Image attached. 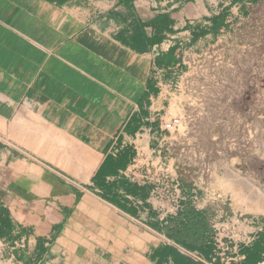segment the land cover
<instances>
[{
	"label": "crops",
	"instance_id": "1",
	"mask_svg": "<svg viewBox=\"0 0 264 264\" xmlns=\"http://www.w3.org/2000/svg\"><path fill=\"white\" fill-rule=\"evenodd\" d=\"M261 1L0 0V264H264L260 195L186 163Z\"/></svg>",
	"mask_w": 264,
	"mask_h": 264
},
{
	"label": "rangeland",
	"instance_id": "2",
	"mask_svg": "<svg viewBox=\"0 0 264 264\" xmlns=\"http://www.w3.org/2000/svg\"><path fill=\"white\" fill-rule=\"evenodd\" d=\"M234 40L236 44L223 42L209 54L204 71L222 75V90L214 93L213 121L189 130L186 163L197 164L208 180L214 174L225 175L234 189L260 195L264 213V0L253 8ZM209 137L218 140L211 146ZM235 141L237 146L232 145ZM211 148L226 153L201 155Z\"/></svg>",
	"mask_w": 264,
	"mask_h": 264
},
{
	"label": "built area",
	"instance_id": "3",
	"mask_svg": "<svg viewBox=\"0 0 264 264\" xmlns=\"http://www.w3.org/2000/svg\"><path fill=\"white\" fill-rule=\"evenodd\" d=\"M179 124H180L179 120L177 119L173 120L172 122L166 124V129L169 131H175Z\"/></svg>",
	"mask_w": 264,
	"mask_h": 264
}]
</instances>
